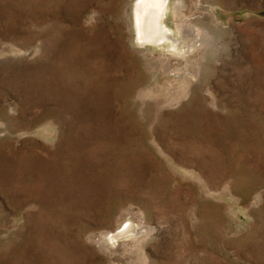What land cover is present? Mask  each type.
<instances>
[{
  "label": "rangeland",
  "instance_id": "1",
  "mask_svg": "<svg viewBox=\"0 0 264 264\" xmlns=\"http://www.w3.org/2000/svg\"><path fill=\"white\" fill-rule=\"evenodd\" d=\"M134 1L0 0V264H264V0Z\"/></svg>",
  "mask_w": 264,
  "mask_h": 264
},
{
  "label": "bare ground",
  "instance_id": "2",
  "mask_svg": "<svg viewBox=\"0 0 264 264\" xmlns=\"http://www.w3.org/2000/svg\"><path fill=\"white\" fill-rule=\"evenodd\" d=\"M168 6L169 0H135L133 2V23L136 40L139 44L163 46L171 42L174 47L179 44V40L167 24ZM131 231L135 232L136 230L133 227L123 230L113 229L112 238H118Z\"/></svg>",
  "mask_w": 264,
  "mask_h": 264
}]
</instances>
